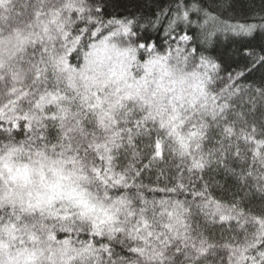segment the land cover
I'll list each match as a JSON object with an SVG mask.
<instances>
[{
    "label": "snow or ice",
    "instance_id": "obj_1",
    "mask_svg": "<svg viewBox=\"0 0 264 264\" xmlns=\"http://www.w3.org/2000/svg\"><path fill=\"white\" fill-rule=\"evenodd\" d=\"M0 264H264V0H0Z\"/></svg>",
    "mask_w": 264,
    "mask_h": 264
}]
</instances>
